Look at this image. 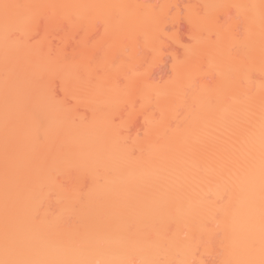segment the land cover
I'll return each mask as SVG.
<instances>
[{
    "label": "bare ground",
    "instance_id": "1",
    "mask_svg": "<svg viewBox=\"0 0 264 264\" xmlns=\"http://www.w3.org/2000/svg\"><path fill=\"white\" fill-rule=\"evenodd\" d=\"M158 1L0 0V264H264V0H186L154 82Z\"/></svg>",
    "mask_w": 264,
    "mask_h": 264
},
{
    "label": "rangeland",
    "instance_id": "2",
    "mask_svg": "<svg viewBox=\"0 0 264 264\" xmlns=\"http://www.w3.org/2000/svg\"><path fill=\"white\" fill-rule=\"evenodd\" d=\"M145 1H149V2H151L152 1V3H155L156 5L159 3V1L158 0H145ZM175 2L174 3H172V5L171 6H169L168 7V10H166V13L167 14H165V17H163V18H167L166 20L165 19H163V20H165L166 22H164L165 23V26H164V24H162L163 26V28H161L162 29V31H166L168 34V37H163V36H161L162 38H159L160 39V41L161 40H163V42L161 41V48L159 47V50H161L160 51V59H159V62H156V63H154V66H153V64L151 65V67H149L148 68V72H146L147 74H146V78H148V80H150V81H154V82H157V81H160L161 79H165L169 74H170V58H171V55L172 54H175L176 52H178L179 51V49H180V47H179V45L178 44H176L175 42H173V40H175V37H176V41H178V42H185V41H188L189 40V25H188V23H186L185 21V19L183 18L184 17V15H183V6H185V5H187V3L189 4L190 3V1H187V2H185L186 0H174ZM177 1V2H176ZM192 1V0H191ZM177 3V4H176ZM192 3V2H191ZM190 3V4H191ZM176 5V8H175V5ZM175 9L177 10V11H175ZM179 9V10H178ZM168 11V12H167ZM169 14V15H168ZM49 15V14H48ZM48 15H43V17H39L40 19L39 20H37L36 22V24H39V25H37V26H42L41 28H43L44 26H46V22L48 21L47 19L49 18H47V16ZM176 16V17H175ZM172 17H175V18H172ZM221 17H223L224 18V16H219L218 17V20L221 18ZM223 18H221V20L223 19ZM171 19H173V20H171ZM221 20H219V21H221ZM62 22H60V24H61V26H67V24L69 23V22H71V21H74V19H69V18H67V19H63V20H61ZM167 23V24H166ZM102 26V23H101V21H99V20H94V22L92 23V27L90 26V29H89V32L87 33V31L88 30H84L85 32H83V29L81 30V31H79L80 29L78 28V29H75L73 32H72V34H71V32H70V30L69 29H67L68 27H65L64 28V31L62 30V33H60V35L61 36H67L68 38L69 37H72V38H70V39H68L67 37V42L68 43H66V46H65V50H66V53H69L70 52V50L72 51V49L73 50H75L78 46H80L81 47V42L83 41V43H85L86 42V44H87V46H88V43L91 41L92 42V40L94 41V39L95 38H97V36L99 35V33H100V29L102 28L101 27ZM67 29V31L65 32V30ZM167 29V30H166ZM77 30V31H76ZM76 31V32H75ZM161 31V32H162ZM165 32V33H166ZM172 33V34H171ZM83 34H85V36L83 35ZM164 35V34H163ZM83 36V38L84 37H86V38H84V40H81L82 37ZM99 37V36H98ZM174 37V38H173ZM169 38V39H168ZM188 39V40H187ZM55 39H53V43H55V41H54ZM78 40H81V42H80V44H79V41ZM168 40H170V41H168ZM95 41H96V39H95ZM94 41V42H95ZM93 42V43H94ZM171 42V43H170ZM57 43V42H56ZM79 44V45H78ZM69 45V46H68ZM78 45V46H77ZM91 45H93V44H91ZM91 45H89V46H91ZM164 45V46H163ZM71 49H70V48ZM74 47V48H73ZM80 47H78L76 50H78V49H80ZM163 47V48H162ZM67 48V49H66ZM68 49H70V50H68ZM53 50V49H52ZM138 50H140V52L139 53H141V54H143L142 52L144 51H142L140 48L138 49ZM99 51H94L93 53H98ZM163 55V56H162ZM162 56V57H161ZM165 58V59H164ZM162 59V60H161ZM162 62V63H161ZM156 64V65H155ZM203 75H205L204 76V78H203V76L201 75L200 77H199V79L201 80V81H203V82H212V78L211 77H207V76H209L208 74H203ZM121 76V75H120ZM208 78H209V80H208ZM118 79H119V81H121V77H119L118 76ZM117 79V80H118ZM158 79H160V80H158ZM203 79V80H202ZM205 79V80H204ZM208 80V81H207ZM54 83H56V81H54ZM59 84V83H58ZM55 85V88L53 87L52 89L54 90L53 92H55V91H57V96L56 97H59L58 95H60L59 94V92H58V90L56 89L57 88V83L56 84H54ZM56 89V90H55ZM60 89V88H59ZM61 93V92H60ZM56 93H54L53 94V96L55 95ZM60 98V97H59ZM122 108V107H121ZM134 115H137V116H135L134 117ZM140 117H139V116ZM132 116V115H131ZM116 117V116H115ZM136 117H137V120H136ZM132 118H133V121L134 122H136V123H133V121H132ZM117 119V118H116ZM130 119L131 120H129L130 121V123H129V125H127V126H130V127H128L126 130L124 129V130H122V131H124V132H126L127 134L129 133H131V134H133L134 132H136V131H138V129L139 128H141V126H142V122H141V114H138V113H136V114H133V116L132 117H130ZM139 122H141V123H139ZM134 124H135V126H134ZM138 124V125H137ZM138 126V127H137ZM132 128V129H131ZM129 129H130V131H129ZM135 129V130H134ZM134 131V132H133ZM123 132V133H124Z\"/></svg>",
    "mask_w": 264,
    "mask_h": 264
}]
</instances>
